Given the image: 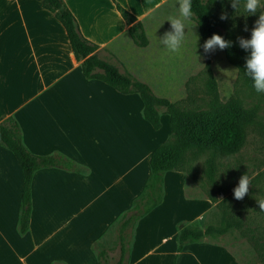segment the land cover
Masks as SVG:
<instances>
[{
  "label": "crops",
  "instance_id": "crops-1",
  "mask_svg": "<svg viewBox=\"0 0 264 264\" xmlns=\"http://www.w3.org/2000/svg\"><path fill=\"white\" fill-rule=\"evenodd\" d=\"M61 1L99 56L127 35L128 24L112 0ZM114 1L142 24L169 0ZM114 91L82 76L62 26L40 0H0V122L8 116L15 120L29 152L62 156L77 165L34 170L27 227L20 233L21 170L0 143V264H95L96 249L109 242L114 221L144 184L151 150L129 154L118 103L124 94L119 98ZM124 100L127 108V96ZM164 197L165 192L136 220L128 264L141 260L134 252L136 239L149 229Z\"/></svg>",
  "mask_w": 264,
  "mask_h": 264
},
{
  "label": "rangeland",
  "instance_id": "rangeland-1",
  "mask_svg": "<svg viewBox=\"0 0 264 264\" xmlns=\"http://www.w3.org/2000/svg\"><path fill=\"white\" fill-rule=\"evenodd\" d=\"M155 9L142 22L147 40L145 45L137 46L123 35L105 49L107 54L99 57L147 84L154 96L184 107L193 117L219 109L227 98L234 97L237 110L245 121V139L240 149L229 157L214 158L217 183L228 189L223 195H215L216 202L231 193L227 199L230 198L236 209L242 212L240 221L231 223L220 234H207L198 241L185 244L177 253L174 264H264V210L257 202L264 200V98L238 78L235 67L225 60L222 50L204 52V41L193 20L186 26L180 51L170 52L159 38L171 30L168 19L179 15L177 0H169ZM116 94L120 98V93ZM118 103L122 106L123 119H126L123 129L128 135L122 140L124 143L127 140V149L132 150L130 155L174 138L164 105L155 104L159 127L153 129L141 116L136 93L124 94ZM207 158L208 151L202 148L194 156L186 157L182 171L165 172L162 181V195L165 192V197L156 207L149 229L143 228L136 239L134 252L141 254V260L135 264H169L176 229L186 222L201 218L203 223H218L221 205L216 207L206 198V190L211 187L203 172ZM97 174L100 178H107L102 172ZM243 174L252 178L251 186L248 194L237 200L233 189ZM254 225L259 230L251 238ZM133 230L132 227L130 249L134 241ZM110 231V240L103 247L115 258L117 245L113 226ZM163 236L168 238L162 243Z\"/></svg>",
  "mask_w": 264,
  "mask_h": 264
},
{
  "label": "trees",
  "instance_id": "trees-1",
  "mask_svg": "<svg viewBox=\"0 0 264 264\" xmlns=\"http://www.w3.org/2000/svg\"><path fill=\"white\" fill-rule=\"evenodd\" d=\"M112 1L120 17L128 24L127 36L135 45H145L147 40L140 20H135L130 12ZM40 5L52 12L62 26L72 54L79 60L82 76L99 80L122 94L136 93L141 105V116L153 129L159 127V115L155 104L164 105L168 127L175 134L172 140L158 144L150 150L147 157L148 175L140 192L114 221L116 257L112 258L106 248L98 246L95 251V264H110V260L111 264H128L131 229L138 218L160 202L163 173L170 170L182 171L186 157L194 156L202 148L208 151L203 172L211 186L206 190V198L210 203H214V206L221 205L218 223L216 225L203 223L201 218H197L180 225L174 236L175 244L169 264H174L177 253L185 244L198 241L207 234H220L231 223H239L242 212L236 209L230 198L227 199L231 193L216 202L215 195H223L228 189L217 183L214 162L216 157L226 158L237 152L244 142L245 121L237 110L236 98L229 97L221 108L193 117L184 107L163 97L154 96L147 84L132 78L127 71L120 70L115 64L99 57L94 51L96 45L81 35L74 17L61 0H40ZM192 12V20L204 42L213 33L233 42L230 48L222 50L223 56L235 67L238 78L247 86L254 88L252 79L245 73L246 58L250 55V50L242 49L237 38H250L254 19L257 20L260 14L259 10L255 15H249L244 10L243 0L237 10L232 8L230 0H192ZM222 12L227 13L228 19H220ZM245 26L247 31L244 30ZM260 94L264 98V93ZM0 143L11 152L21 170L22 182L17 212V230L21 233L27 227L30 179L34 170L55 164L77 169V165L62 156L36 155L29 152L22 144L17 124L11 116L0 122ZM258 230L254 225L250 233L251 238L255 237Z\"/></svg>",
  "mask_w": 264,
  "mask_h": 264
},
{
  "label": "clouds",
  "instance_id": "clouds-1",
  "mask_svg": "<svg viewBox=\"0 0 264 264\" xmlns=\"http://www.w3.org/2000/svg\"><path fill=\"white\" fill-rule=\"evenodd\" d=\"M231 6L237 10L241 0H230ZM179 15L169 18L171 30L166 31L160 42L173 53L179 52L185 40L186 26L191 23L192 0H177ZM244 10L249 15H255L258 9H264V0H243ZM258 19L254 22L250 38L238 37L239 46L245 51L250 50V55L246 58L245 73L253 81V87L257 93H264V11H259ZM221 20L228 19L226 12H222ZM247 31V26H245ZM232 41L226 40L222 35L213 33L205 40L203 49L205 53L214 52L217 48L224 50L232 46ZM251 177L243 174L239 178L238 185L233 189L234 198L242 200L249 192ZM261 210H264V200L257 201Z\"/></svg>",
  "mask_w": 264,
  "mask_h": 264
}]
</instances>
